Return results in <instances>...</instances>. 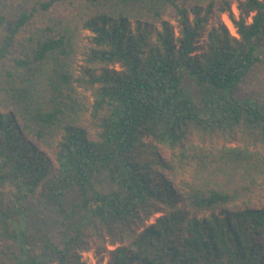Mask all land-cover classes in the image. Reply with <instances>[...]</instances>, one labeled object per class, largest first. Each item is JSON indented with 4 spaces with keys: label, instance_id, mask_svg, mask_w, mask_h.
<instances>
[{
    "label": "trees",
    "instance_id": "1",
    "mask_svg": "<svg viewBox=\"0 0 264 264\" xmlns=\"http://www.w3.org/2000/svg\"><path fill=\"white\" fill-rule=\"evenodd\" d=\"M65 1L0 0V264H264V0Z\"/></svg>",
    "mask_w": 264,
    "mask_h": 264
},
{
    "label": "rangeland",
    "instance_id": "2",
    "mask_svg": "<svg viewBox=\"0 0 264 264\" xmlns=\"http://www.w3.org/2000/svg\"><path fill=\"white\" fill-rule=\"evenodd\" d=\"M69 1L71 0H66L63 4L52 9L49 13H47L48 15H45V18L62 14L64 12V8L68 6ZM26 2L27 0H9L10 8L12 10L14 8L19 9ZM231 11L235 16H239V14L235 13L232 7ZM222 20L227 25L229 30L234 33L232 25L225 15L222 16ZM258 55L264 59V47L258 48ZM183 86L193 99L198 101V88L189 78H185ZM237 94L241 97L254 96L261 100L264 99V69L262 67H257L251 71L240 84ZM95 185L101 191H108L110 189V183L105 175L98 176L95 179ZM77 198L78 196L76 192L69 194L65 201L66 209L70 210L72 203L77 201ZM34 219L35 225H37L51 239L57 243L61 240V236L63 234L62 217L58 213L56 206L45 201H37V209ZM109 249H111V247H109ZM82 257L90 264H96L98 258V256H95L93 250L84 253ZM106 261L107 257H104L102 264H105Z\"/></svg>",
    "mask_w": 264,
    "mask_h": 264
},
{
    "label": "bare ground",
    "instance_id": "3",
    "mask_svg": "<svg viewBox=\"0 0 264 264\" xmlns=\"http://www.w3.org/2000/svg\"><path fill=\"white\" fill-rule=\"evenodd\" d=\"M233 10L235 11L236 14H239V9L237 8L236 5L232 6Z\"/></svg>",
    "mask_w": 264,
    "mask_h": 264
},
{
    "label": "built area",
    "instance_id": "4",
    "mask_svg": "<svg viewBox=\"0 0 264 264\" xmlns=\"http://www.w3.org/2000/svg\"><path fill=\"white\" fill-rule=\"evenodd\" d=\"M87 262V261H86ZM87 263H89V262H87ZM90 264V263H89Z\"/></svg>",
    "mask_w": 264,
    "mask_h": 264
},
{
    "label": "flooded vegetation",
    "instance_id": "5",
    "mask_svg": "<svg viewBox=\"0 0 264 264\" xmlns=\"http://www.w3.org/2000/svg\"><path fill=\"white\" fill-rule=\"evenodd\" d=\"M234 6V5H233Z\"/></svg>",
    "mask_w": 264,
    "mask_h": 264
}]
</instances>
